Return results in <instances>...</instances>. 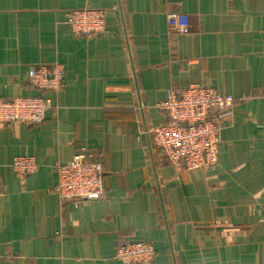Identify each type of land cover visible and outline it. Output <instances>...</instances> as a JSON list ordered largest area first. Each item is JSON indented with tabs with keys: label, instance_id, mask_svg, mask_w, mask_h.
<instances>
[{
	"label": "crops",
	"instance_id": "1",
	"mask_svg": "<svg viewBox=\"0 0 264 264\" xmlns=\"http://www.w3.org/2000/svg\"><path fill=\"white\" fill-rule=\"evenodd\" d=\"M84 7L105 9V32L71 31ZM53 63L64 86L34 88L30 68ZM194 83L236 102L218 162L178 170L148 130L171 122L168 90ZM42 95L41 124L0 125V264H124L120 240L153 244V264H264V0H0V97ZM84 147L105 194L63 202L56 164ZM21 155L39 163L24 180Z\"/></svg>",
	"mask_w": 264,
	"mask_h": 264
},
{
	"label": "built area",
	"instance_id": "2",
	"mask_svg": "<svg viewBox=\"0 0 264 264\" xmlns=\"http://www.w3.org/2000/svg\"><path fill=\"white\" fill-rule=\"evenodd\" d=\"M169 28L186 32L189 19L177 13L169 18ZM66 22L75 35L93 36L106 31L105 9L76 8L67 11ZM30 84L41 91H58L64 86V65L39 64L28 71ZM236 98L202 83L184 88H170L167 98L158 107L165 111L171 122L149 128L155 148L176 169L209 168L218 162L220 127L222 119L231 113ZM51 99L46 96L0 97V125L24 122L41 124ZM34 156L14 158L12 167L19 178L25 179L38 169ZM57 183L54 192L63 202H86L100 199L105 194L104 164L84 147L66 163L56 164ZM1 193V184H0ZM116 259L124 264H153L156 249L146 241L120 240Z\"/></svg>",
	"mask_w": 264,
	"mask_h": 264
}]
</instances>
